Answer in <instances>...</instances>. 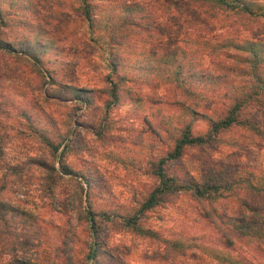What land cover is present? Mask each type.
<instances>
[{
	"label": "rangeland",
	"instance_id": "374dc122",
	"mask_svg": "<svg viewBox=\"0 0 264 264\" xmlns=\"http://www.w3.org/2000/svg\"><path fill=\"white\" fill-rule=\"evenodd\" d=\"M121 1L141 4L132 15L138 25L114 36L93 33L98 38L93 41L74 11L76 0H0L7 21L0 38L16 49L23 48L26 40L45 47L38 58L41 70L18 53H0V186H4L0 198L34 221L16 224L25 228L28 241L12 243L11 255L10 237L1 249L0 264H11L13 258L31 264H227L212 257L209 248L244 264H264V242H244L215 218L233 211L240 215L241 206H235L233 199L198 202L185 193L163 198L141 218V225L157 237L125 230L116 217L100 225L102 244L96 259H84L87 233L73 208L89 203L113 214L133 212L152 186L148 162L170 145L165 130L178 117L171 102L185 97L164 80L162 56L171 55L170 69L180 64L184 74L187 67L197 71L209 58H216L204 55L209 49L202 42L264 37L263 18L209 11L190 0H99V17L116 15ZM108 59L117 62V73L124 80L119 102L106 110ZM62 84L85 89L87 101L58 100ZM204 127L201 120L193 121L195 132ZM40 133L54 144L68 138L69 147L60 160L76 172L61 174L51 193L43 189L45 165L39 162L59 169L56 156L61 146L51 155ZM225 138L238 145L215 142L187 148L180 159L167 163L166 170L197 175L218 162L264 169V150L256 139L236 132ZM78 183L83 188L80 202ZM210 208L215 209L212 216ZM164 240L195 245L179 253Z\"/></svg>",
	"mask_w": 264,
	"mask_h": 264
},
{
	"label": "trees",
	"instance_id": "16d2710c",
	"mask_svg": "<svg viewBox=\"0 0 264 264\" xmlns=\"http://www.w3.org/2000/svg\"><path fill=\"white\" fill-rule=\"evenodd\" d=\"M97 1L99 0H76V6H73L74 11L83 19L88 33L92 34L90 37L93 41L98 40L93 33L100 32L114 36L124 28L138 25L137 19L132 15L142 8L140 3L121 1L118 7L119 14L117 12L116 15L100 18ZM190 1L209 11H219L242 19H264V4L257 0ZM6 22L3 10L0 8V34ZM202 43L209 49L204 55L207 57L215 55L216 58H209L208 64H202L197 71L187 67L186 73L183 74V67L176 63L170 69L169 66L174 62L173 57L168 54L162 56L165 67L162 69L164 80L178 89L185 99L171 102L178 110V117L174 123L169 122L170 128L165 130L170 145L161 155L155 156L148 162L146 171L153 179L152 186L133 212L125 215L113 214L107 210L94 209L89 203L83 207L73 208L77 221L84 224L87 233L85 260L93 262L100 251L101 223H109L116 217L125 230H131L139 236L157 237L153 230L143 227L140 220L146 212L159 205L163 198L179 193L188 194L194 200L207 204L233 199L235 206L242 207L240 215H234L237 211H233L235 213L231 215L218 213L214 217L223 226L233 230L238 237L243 238L244 242H264V169H256L239 162H218L207 165L197 175L186 170L174 175L166 170L167 163L180 159L187 148H199L215 142L237 146L235 140L225 138V134L229 132L256 139L264 150V37L258 35L242 38L227 37L216 43L208 41ZM21 44L23 48L20 46L19 50L10 42L0 38V53H18L19 57L30 60L37 69L41 70L38 58L45 47L35 41L26 40ZM216 50L220 52L216 53ZM106 68L108 72L105 78L108 88H105L107 98L104 100V107L107 110L119 102L121 97L119 85L123 82L124 76L117 73L116 61L108 59ZM86 93L85 89L76 85L62 84L56 95L58 100L86 102L88 99ZM195 119L203 122L205 127L202 132L193 130ZM40 134L42 143L51 155H55L61 146L56 156L59 169L55 168L53 163L46 165L43 161L36 160L45 165L43 189L51 193L56 179L61 174L76 175V172L62 164L60 160L61 154L69 147L68 138L66 136L60 138L54 144L48 136ZM3 187L0 186L1 189ZM78 187L77 197L80 202L83 188L79 183ZM240 195L242 198H239ZM52 207L57 206L53 204ZM209 212L212 216L215 209L210 208ZM17 223L33 225L34 221L23 210L0 198V253L10 237L12 242L7 251L11 255L15 247L12 243L15 245L27 243L26 232L23 230L25 228H18ZM226 241L230 244L228 240ZM163 242L171 251L179 253L195 245L186 244L181 240ZM209 253L223 263L244 264L213 248H209ZM12 263L31 264L16 258L12 259Z\"/></svg>",
	"mask_w": 264,
	"mask_h": 264
}]
</instances>
